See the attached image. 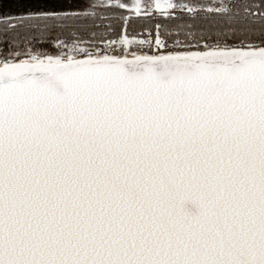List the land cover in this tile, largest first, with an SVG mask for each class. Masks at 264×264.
Here are the masks:
<instances>
[{"label":"snow or ice","instance_id":"6c2138e0","mask_svg":"<svg viewBox=\"0 0 264 264\" xmlns=\"http://www.w3.org/2000/svg\"><path fill=\"white\" fill-rule=\"evenodd\" d=\"M66 2L0 14V264H264V29Z\"/></svg>","mask_w":264,"mask_h":264},{"label":"trees","instance_id":"16d2710c","mask_svg":"<svg viewBox=\"0 0 264 264\" xmlns=\"http://www.w3.org/2000/svg\"><path fill=\"white\" fill-rule=\"evenodd\" d=\"M125 2L131 3L132 0H125ZM145 2H148V0H141V3ZM177 2H189V0H177ZM191 2L198 4H210L212 3V0H191ZM224 2L228 3L232 8L233 19L231 21L223 15L215 13H200L196 17L195 21L189 20V18L185 15V20L183 22L196 23L202 28L232 27L237 30L250 29L257 34L260 30L264 29V22H261L256 16L246 15L244 11L245 5L256 4L259 3L260 0H224ZM81 7H83V3L69 4L66 0H0V14L27 13L29 10L37 9H68ZM110 15L121 16L128 15V13L114 9ZM157 22L172 25L181 21H169L165 20L163 17H160L159 19H147L143 17V14H141V17H135L133 14V18L128 22V32L129 34H137L143 32L145 28H152L154 31V25ZM105 23H111L116 32L121 30L122 22L120 20L114 19L106 21ZM80 35L86 40L90 38V32L85 29H81ZM252 39L257 40L258 36L253 35Z\"/></svg>","mask_w":264,"mask_h":264}]
</instances>
